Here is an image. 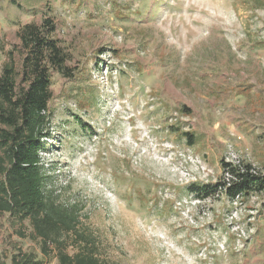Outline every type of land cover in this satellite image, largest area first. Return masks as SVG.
Wrapping results in <instances>:
<instances>
[{"label": "rangeland", "instance_id": "374dc122", "mask_svg": "<svg viewBox=\"0 0 264 264\" xmlns=\"http://www.w3.org/2000/svg\"><path fill=\"white\" fill-rule=\"evenodd\" d=\"M43 18L69 59L67 75L50 72L40 171L97 255L264 264V190H202L222 161L264 175V0H0V71L20 70L18 30ZM30 231L0 213V262L57 264Z\"/></svg>", "mask_w": 264, "mask_h": 264}, {"label": "trees", "instance_id": "16d2710c", "mask_svg": "<svg viewBox=\"0 0 264 264\" xmlns=\"http://www.w3.org/2000/svg\"><path fill=\"white\" fill-rule=\"evenodd\" d=\"M55 29L50 18L22 25L18 36L25 53L20 70L6 62L0 71V213L28 220L29 238L37 241L43 256L52 254L57 264H117L97 255L90 233L79 229L75 207L63 205L45 189L40 171L38 136L49 121L50 72L68 74L69 53L54 36ZM189 135L184 132L193 144ZM221 164L222 181L202 188L205 193L221 187L234 199L264 190V175L251 164ZM11 264H43V260L33 252L19 251L11 255Z\"/></svg>", "mask_w": 264, "mask_h": 264}, {"label": "built area", "instance_id": "2783aa9c", "mask_svg": "<svg viewBox=\"0 0 264 264\" xmlns=\"http://www.w3.org/2000/svg\"><path fill=\"white\" fill-rule=\"evenodd\" d=\"M232 163V162H231Z\"/></svg>", "mask_w": 264, "mask_h": 264}]
</instances>
